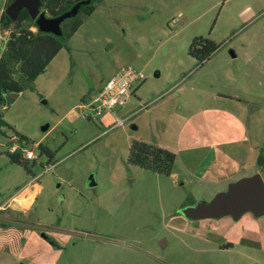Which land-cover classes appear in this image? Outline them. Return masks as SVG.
I'll use <instances>...</instances> for the list:
<instances>
[{
	"label": "rangeland",
	"instance_id": "1",
	"mask_svg": "<svg viewBox=\"0 0 264 264\" xmlns=\"http://www.w3.org/2000/svg\"><path fill=\"white\" fill-rule=\"evenodd\" d=\"M198 37L218 45L200 64L188 56ZM128 66L134 97L90 112ZM32 88L0 107V205L34 176L40 187L29 212L0 211V264H264V216L180 213L264 181V0H102ZM136 141L173 153L172 175L130 167ZM10 146L34 153L26 169Z\"/></svg>",
	"mask_w": 264,
	"mask_h": 264
},
{
	"label": "trees",
	"instance_id": "2",
	"mask_svg": "<svg viewBox=\"0 0 264 264\" xmlns=\"http://www.w3.org/2000/svg\"><path fill=\"white\" fill-rule=\"evenodd\" d=\"M83 1L87 0H41L40 11L46 17H56L68 12L76 3ZM101 1L89 0L88 4L81 6L77 14L62 22L60 34L41 32L26 10L19 12L16 19L12 21L5 14V9L12 0L5 1L4 8L0 12V49L1 32L7 35L4 47L0 51V107L6 104L7 94L33 90L34 80L44 72L58 51L65 47L66 39L79 30L83 24V18L94 12L95 3L98 4ZM217 49L218 45L213 41L206 37H198L192 40L188 56L200 64L207 61ZM10 148L11 151L7 153L9 162L26 169L28 160L24 157L23 148L15 149L13 146ZM38 149L41 154L48 153L47 149L41 145ZM126 163L130 167L170 177L173 173L175 155L165 148L136 141L129 146ZM258 164L259 166L264 165V159L261 156ZM4 241H1L0 248H3ZM8 250L10 251V248Z\"/></svg>",
	"mask_w": 264,
	"mask_h": 264
},
{
	"label": "water",
	"instance_id": "3",
	"mask_svg": "<svg viewBox=\"0 0 264 264\" xmlns=\"http://www.w3.org/2000/svg\"><path fill=\"white\" fill-rule=\"evenodd\" d=\"M89 3V0L76 3L68 12L56 17H46L41 14V0H12L5 9V14L14 21L19 12L26 10L28 16L35 21L37 27L44 33L60 34L63 21L72 18L79 8ZM132 129H135L133 126ZM46 128H44L45 130ZM93 178L88 184L93 185ZM184 218L197 221L208 219H221L231 217L239 220L245 213H251L257 219L264 216V181L256 173L242 178L227 186L226 191L217 193L207 203H198L180 209Z\"/></svg>",
	"mask_w": 264,
	"mask_h": 264
},
{
	"label": "built area",
	"instance_id": "4",
	"mask_svg": "<svg viewBox=\"0 0 264 264\" xmlns=\"http://www.w3.org/2000/svg\"><path fill=\"white\" fill-rule=\"evenodd\" d=\"M139 81L140 77L136 70L129 66L124 67L104 83L96 95L89 99L85 107L97 116L103 112L123 107L128 98H132ZM23 154L26 160L35 158L31 150H24Z\"/></svg>",
	"mask_w": 264,
	"mask_h": 264
},
{
	"label": "crops",
	"instance_id": "5",
	"mask_svg": "<svg viewBox=\"0 0 264 264\" xmlns=\"http://www.w3.org/2000/svg\"><path fill=\"white\" fill-rule=\"evenodd\" d=\"M132 97H134V94ZM34 178L36 179V177L34 176L33 178H31L30 181L26 183L25 186H23V188L20 189L21 194H19V196L25 194L23 200L26 199L27 198L26 196L28 195H34L32 196V199L30 201L26 202L25 206H22L18 203L19 196L13 195L10 197V199H8L6 202L0 205V211H5L6 209H15V210H18V212H23V213L29 212V210L33 206L36 196L38 195L40 191V187L37 185Z\"/></svg>",
	"mask_w": 264,
	"mask_h": 264
}]
</instances>
